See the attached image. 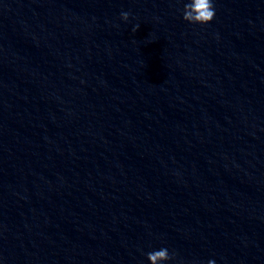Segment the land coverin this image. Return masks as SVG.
Returning a JSON list of instances; mask_svg holds the SVG:
<instances>
[{"label": "clouds", "instance_id": "clouds-1", "mask_svg": "<svg viewBox=\"0 0 264 264\" xmlns=\"http://www.w3.org/2000/svg\"><path fill=\"white\" fill-rule=\"evenodd\" d=\"M129 12H121V19L128 21ZM216 15L213 0H188L183 8V20L190 24L206 25L211 22ZM139 29V25L134 26V31ZM174 253L170 254L167 248H160L147 253L150 264H164L173 259ZM213 264V262H209Z\"/></svg>", "mask_w": 264, "mask_h": 264}]
</instances>
